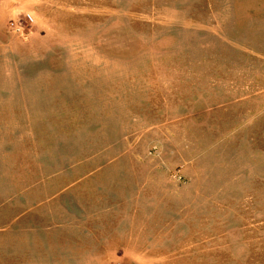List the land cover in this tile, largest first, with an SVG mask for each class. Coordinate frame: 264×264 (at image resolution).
Here are the masks:
<instances>
[{
  "label": "rangeland",
  "instance_id": "374dc122",
  "mask_svg": "<svg viewBox=\"0 0 264 264\" xmlns=\"http://www.w3.org/2000/svg\"><path fill=\"white\" fill-rule=\"evenodd\" d=\"M0 264H264V0H0Z\"/></svg>",
  "mask_w": 264,
  "mask_h": 264
},
{
  "label": "crops",
  "instance_id": "0c3cea01",
  "mask_svg": "<svg viewBox=\"0 0 264 264\" xmlns=\"http://www.w3.org/2000/svg\"><path fill=\"white\" fill-rule=\"evenodd\" d=\"M126 230L123 226H120L118 228L114 227L113 230H111L108 234H104L101 236H127ZM132 230V228L130 229V231ZM131 236V234H130Z\"/></svg>",
  "mask_w": 264,
  "mask_h": 264
},
{
  "label": "built area",
  "instance_id": "2783aa9c",
  "mask_svg": "<svg viewBox=\"0 0 264 264\" xmlns=\"http://www.w3.org/2000/svg\"><path fill=\"white\" fill-rule=\"evenodd\" d=\"M29 17H30V16H29ZM16 29H17V30H19V29H20V27H16Z\"/></svg>",
  "mask_w": 264,
  "mask_h": 264
}]
</instances>
